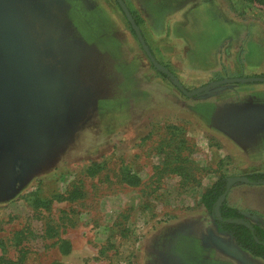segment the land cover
<instances>
[{"label": "rangeland", "instance_id": "obj_1", "mask_svg": "<svg viewBox=\"0 0 264 264\" xmlns=\"http://www.w3.org/2000/svg\"><path fill=\"white\" fill-rule=\"evenodd\" d=\"M124 1L187 90L264 76L244 63L264 35L263 4L208 0L209 13L240 24L199 42L184 18V37L158 39L144 16L150 0ZM215 45L239 61L219 73L192 69ZM263 172L264 81L189 97L154 66L116 0H0V257L264 264L202 203L219 178ZM224 200L264 228V182H235Z\"/></svg>", "mask_w": 264, "mask_h": 264}, {"label": "crops", "instance_id": "obj_2", "mask_svg": "<svg viewBox=\"0 0 264 264\" xmlns=\"http://www.w3.org/2000/svg\"><path fill=\"white\" fill-rule=\"evenodd\" d=\"M150 3L151 6L144 7V16L149 24V30L155 33L158 39L169 38L171 31L173 33L175 32V36L179 35L177 37L183 36L182 32L179 31L183 18V23L192 26H190L193 30L190 38L199 42H204V39H207V34L209 35L212 31H220V35L217 36L218 41L233 36L239 28L240 23L234 16L228 15L225 20V14L223 12L221 14L218 12L209 13L207 7L208 0H150ZM171 3L175 6L173 9L174 12L172 13ZM171 24L174 25L172 30ZM260 25L264 28V23ZM256 42L258 43L257 52L253 54L249 51L244 54V63L249 72L264 71V35L263 37H257ZM219 43L220 42H217V45H219ZM217 45H215V51L212 49L211 52H208L207 48L204 50L201 49V54H203V59H201L202 62L194 63V65L191 64L192 69L206 72L210 70L211 72L216 71L219 73V71L223 69V64L225 66L227 64L233 65L239 61L237 52L233 54H227V51H224L222 54L220 52L217 53Z\"/></svg>", "mask_w": 264, "mask_h": 264}, {"label": "trees", "instance_id": "obj_3", "mask_svg": "<svg viewBox=\"0 0 264 264\" xmlns=\"http://www.w3.org/2000/svg\"><path fill=\"white\" fill-rule=\"evenodd\" d=\"M251 2H258L264 5V0H249ZM137 23L138 20L135 17ZM135 32V31H134ZM250 181L264 180L263 173H253L247 175ZM227 179L224 177L219 178L210 188H208L202 195V203L209 213L214 217L217 223L223 228L224 231L229 233L235 242L252 254L264 260V228L254 224L250 221L239 209L227 203L226 200L222 202L219 208L220 217L217 216L216 206L219 197L226 191ZM229 219H244L251 227L237 222H230ZM6 264H19L18 261L4 259L0 257V262ZM53 264H62L55 261Z\"/></svg>", "mask_w": 264, "mask_h": 264}, {"label": "water", "instance_id": "obj_4", "mask_svg": "<svg viewBox=\"0 0 264 264\" xmlns=\"http://www.w3.org/2000/svg\"><path fill=\"white\" fill-rule=\"evenodd\" d=\"M119 4V6L121 7L122 11L124 12L125 16L127 17L128 21L130 22V24L133 27V30L135 31L136 35L139 38V41L143 47V49L145 50L146 54L149 56V58L151 59L152 63L154 64V66L159 69L161 72H163L164 74H166L167 76H169L178 86V88L187 96L192 97L195 95H198L212 87L221 85V84H225V83H234V82H261L264 81V76H250V77H232V78H223L220 80H215L212 81L206 85H203L195 90H187L183 84L181 83V81L179 80V78L166 66H164L163 64H161L160 62H158V60L156 59V57L153 55L150 47L148 46L143 33L141 31V28L139 26V24L136 22V19L134 18L133 14L131 13L129 7L127 6V4L125 3L124 0H116ZM238 181H249L252 183H260V182H264V180H260V181H250L248 179L247 176H242V177H230L228 179V183H227V188L226 191L219 197V200L217 201V206H216V211H217V216L220 217V213H219V208L220 205L222 204V202L224 201L226 194L230 188V186ZM228 221L230 222H237V223H241L244 224L246 226L251 227V225L244 219H229Z\"/></svg>", "mask_w": 264, "mask_h": 264}, {"label": "flooded vegetation", "instance_id": "obj_5", "mask_svg": "<svg viewBox=\"0 0 264 264\" xmlns=\"http://www.w3.org/2000/svg\"><path fill=\"white\" fill-rule=\"evenodd\" d=\"M252 255V254H251ZM257 258H259V257H257ZM261 259V258H260ZM263 260V259H262Z\"/></svg>", "mask_w": 264, "mask_h": 264}]
</instances>
